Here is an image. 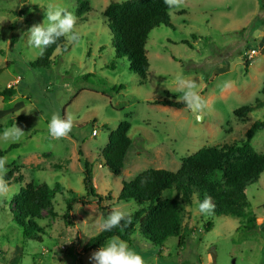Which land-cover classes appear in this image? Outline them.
<instances>
[{"label": "rangeland", "instance_id": "374dc122", "mask_svg": "<svg viewBox=\"0 0 264 264\" xmlns=\"http://www.w3.org/2000/svg\"><path fill=\"white\" fill-rule=\"evenodd\" d=\"M111 1L126 0H88L83 9L76 0H58L77 16L80 39L70 43L64 38L67 50L58 47L49 67H32L39 49L28 46L23 32L43 21L49 0H0V90L13 86L15 92L10 100L0 95V123L19 116L5 129L16 124L25 131L16 142L19 146L3 156L9 161L7 172L13 169L14 174L9 194L0 197V264H92L89 257L94 251H85L84 245L106 218L100 207L130 214L136 209L132 200H117L122 182L148 168L176 171L182 158L201 147L238 141L255 120H264V106L243 120L233 113L240 106L264 101L260 93L264 81L260 13L264 10L259 0H184L179 10L171 8L173 26L160 25L148 35L150 66L143 84L129 70L126 58L115 57L113 33L102 15ZM250 49L258 53L249 58L245 70L243 61ZM178 74L197 83L205 101L202 111L154 102L182 100ZM55 112L75 117L72 131L64 138L49 135ZM122 120L130 123L132 144L121 173L114 174L99 152ZM11 143L0 139V149ZM251 145L264 154V128L255 132ZM84 161L92 167L91 184L102 201L86 196L85 203L74 202L69 215L78 223L69 225L64 218L65 199L71 196L69 190L85 196ZM29 182L64 186V192L57 193L36 219L43 228L41 241L23 235L12 211L20 187ZM245 192L254 222L204 215L196 203L181 204L183 224L190 228L184 246L179 248L177 238L169 237L162 247H154L137 232L127 244L145 264H264V173ZM168 195L173 193L163 192ZM207 222H212L209 230L203 227ZM35 231L28 228L29 233Z\"/></svg>", "mask_w": 264, "mask_h": 264}, {"label": "trees", "instance_id": "16d2710c", "mask_svg": "<svg viewBox=\"0 0 264 264\" xmlns=\"http://www.w3.org/2000/svg\"><path fill=\"white\" fill-rule=\"evenodd\" d=\"M76 2L80 9L89 5L88 0ZM259 3L261 10H264V0H259ZM170 9L164 0H126L111 1L102 11L113 33L111 44L115 57L126 58L129 70L142 84L146 81L150 66L146 51L148 35L160 25L173 26L170 21ZM260 17L264 22V11L260 13ZM58 47L63 51L67 50L64 37L49 46L31 66L49 67L53 53ZM243 62L247 70L251 59L245 56ZM110 66L113 67V64ZM260 93L264 96V81ZM0 95L3 100L12 99L15 95L13 86L0 90ZM154 102L176 108L186 107L182 100L161 98ZM263 106L264 101L257 100L253 105L236 108L233 113L243 120L249 112ZM20 118L14 116L4 125L0 123V133L5 127L12 125L13 120ZM261 128H264V120L257 119L245 131L244 138L230 143L201 147L195 153L182 158L176 171L148 168L139 172L130 181L122 182L117 200L125 202L132 200L136 204L135 211L111 232L100 230L92 236L84 245L85 251L98 250L111 236H118L130 244L136 232L154 247H162L169 237H176L177 246L180 248L187 243L190 232V228L183 224L181 204L185 206L197 204V201L203 200L206 195L210 196L215 204L213 215L232 216L246 219L248 223L254 222L255 215L250 210L245 189L264 173V154L257 152L251 145L255 132ZM129 129L130 123L127 120L120 121L115 130L109 133L107 143L99 152L104 165L114 174H120L125 165L126 155L132 144L128 136ZM18 146L19 143H11L7 148L0 149V157ZM91 171V165L84 161L85 196L69 190L71 196L65 199L64 218L69 225L78 223L75 216L69 215L74 202L85 203L88 200L86 196L94 198L97 202L102 201V196L95 192L91 184ZM13 174L14 170L11 169L5 175L8 183ZM142 177L148 178L143 186L140 183ZM17 179L21 181L22 175L19 174ZM165 191H170L173 195L163 196ZM63 192L64 186L59 182L53 186L44 182L38 184L29 182L20 187L12 211L14 219L23 227V235L27 239L41 241L40 233L43 232V228L37 224L36 219L42 216V211L55 195ZM108 196L111 197L109 193ZM100 211L104 217L110 212L106 207H100ZM203 227L209 230L212 222L205 223ZM28 228L36 231L33 234L29 233Z\"/></svg>", "mask_w": 264, "mask_h": 264}, {"label": "clouds", "instance_id": "9594fccd", "mask_svg": "<svg viewBox=\"0 0 264 264\" xmlns=\"http://www.w3.org/2000/svg\"><path fill=\"white\" fill-rule=\"evenodd\" d=\"M164 3L169 8L179 10L184 4V0H164ZM23 4L21 2L20 6ZM43 9V21L33 24L26 32H23L27 34L28 46L39 49L38 55L42 56L44 51L61 37L66 38L70 43L79 41L80 33L75 30L77 16L73 11L62 6L58 0H49ZM176 81L183 93L182 101L186 107L194 112L202 111L205 107V101L199 95L197 83L194 80H185L182 74L176 76ZM74 120L75 117L71 113H67L63 117L59 112L53 113L48 124L49 135L56 139L68 136L74 126ZM24 133L25 131L15 124L12 128L5 129L0 139L16 143L22 139ZM8 162L7 157H0V197H6L10 191L8 182L4 178L8 171L6 167ZM147 181V177H142L140 183L143 186ZM197 204L201 214L212 215L215 211V204L210 196L206 195L203 200H198ZM128 216L130 213L126 210L113 208L108 216L103 219L100 230L111 232ZM89 259L92 264H145L142 256L130 249L127 242L118 236L109 237L103 246H100L90 255Z\"/></svg>", "mask_w": 264, "mask_h": 264}, {"label": "built area", "instance_id": "2783aa9c", "mask_svg": "<svg viewBox=\"0 0 264 264\" xmlns=\"http://www.w3.org/2000/svg\"><path fill=\"white\" fill-rule=\"evenodd\" d=\"M257 53H258V50H256V49H250L249 52H247V57L248 58H253ZM96 133H97V131L94 129L92 131V134L95 135Z\"/></svg>", "mask_w": 264, "mask_h": 264}, {"label": "water", "instance_id": "95a60500", "mask_svg": "<svg viewBox=\"0 0 264 264\" xmlns=\"http://www.w3.org/2000/svg\"><path fill=\"white\" fill-rule=\"evenodd\" d=\"M193 111V110H192ZM194 112V111H193ZM195 113H197V112H195ZM198 115V117H199V120H202V115H200V114H197Z\"/></svg>", "mask_w": 264, "mask_h": 264}]
</instances>
